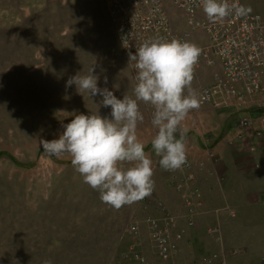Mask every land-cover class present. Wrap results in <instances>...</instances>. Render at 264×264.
<instances>
[{
	"label": "rangeland",
	"instance_id": "374dc122",
	"mask_svg": "<svg viewBox=\"0 0 264 264\" xmlns=\"http://www.w3.org/2000/svg\"><path fill=\"white\" fill-rule=\"evenodd\" d=\"M242 1L264 14V0ZM93 66L98 87L135 98L134 74L105 0H0V264H135L134 248H156L148 220H163L164 195L174 198L182 181L161 167L151 147L158 130L150 104L140 102L137 136L153 161L155 189L119 210L84 182L70 155L49 156L40 144L58 139L78 114L111 118L101 96L66 87ZM209 78L208 72L204 82ZM218 111L192 110L182 124L186 141L211 137Z\"/></svg>",
	"mask_w": 264,
	"mask_h": 264
},
{
	"label": "clouds",
	"instance_id": "9594fccd",
	"mask_svg": "<svg viewBox=\"0 0 264 264\" xmlns=\"http://www.w3.org/2000/svg\"><path fill=\"white\" fill-rule=\"evenodd\" d=\"M200 2L213 22L252 11L250 7L230 5L228 0ZM201 53L196 44L177 39L146 41L135 54L129 52V61L136 62L135 98L124 95L119 99L108 88L98 87L95 66L87 75L78 73L69 78L66 87L75 84L78 91L101 96L102 105L111 108V118L78 114L64 125L58 139L40 141L43 151L49 156L70 155L72 166L84 182L114 209L151 196L155 189L153 161L137 136L138 124L144 121L140 102L154 109L151 123L158 131L151 147L160 157L159 164L168 171L181 170L187 164V128L182 124L192 110L201 107L192 88Z\"/></svg>",
	"mask_w": 264,
	"mask_h": 264
},
{
	"label": "built area",
	"instance_id": "2783aa9c",
	"mask_svg": "<svg viewBox=\"0 0 264 264\" xmlns=\"http://www.w3.org/2000/svg\"><path fill=\"white\" fill-rule=\"evenodd\" d=\"M228 3L243 6L242 0ZM105 5L134 78L136 62L129 61L128 53L135 54L136 48L146 41L177 39L194 43L202 49L192 83L201 100L200 108H233L238 120L236 141H245L250 136L264 138V132L255 127L253 115L254 111L264 112L263 13L251 11L244 16L233 13L213 22L204 13L200 0H105ZM208 72L207 83L204 76ZM182 170L187 172V181L195 179L193 161L187 159ZM184 183H178V191ZM167 216L164 220H148L152 237L163 261L182 264L179 253L185 231L177 227L178 217ZM188 225L193 226L194 220ZM138 230V225H133L132 231ZM215 233H219V228L211 231ZM134 257L149 264L137 253Z\"/></svg>",
	"mask_w": 264,
	"mask_h": 264
},
{
	"label": "crops",
	"instance_id": "0c3cea01",
	"mask_svg": "<svg viewBox=\"0 0 264 264\" xmlns=\"http://www.w3.org/2000/svg\"><path fill=\"white\" fill-rule=\"evenodd\" d=\"M218 113L219 127L211 137L186 141L187 158L202 165L195 167L193 181H187L185 170L175 172L177 181L185 183L180 192L176 189L174 198L164 195L161 203L166 216L162 219L178 217L177 227L185 231L180 242L182 264H263L264 138L236 141L234 109ZM253 115L256 129L264 132V112ZM230 118L233 123L227 132ZM190 220L193 226L188 225ZM217 228L219 233L209 235ZM134 249L149 264H170L161 259L157 248ZM129 256L133 263L145 264Z\"/></svg>",
	"mask_w": 264,
	"mask_h": 264
},
{
	"label": "water",
	"instance_id": "95a60500",
	"mask_svg": "<svg viewBox=\"0 0 264 264\" xmlns=\"http://www.w3.org/2000/svg\"><path fill=\"white\" fill-rule=\"evenodd\" d=\"M232 123H233V118H230V120H229V122H228V124H227V126H226V131H227V132H229Z\"/></svg>",
	"mask_w": 264,
	"mask_h": 264
},
{
	"label": "trees",
	"instance_id": "16d2710c",
	"mask_svg": "<svg viewBox=\"0 0 264 264\" xmlns=\"http://www.w3.org/2000/svg\"><path fill=\"white\" fill-rule=\"evenodd\" d=\"M2 155V153H0V156ZM14 159V158H13ZM16 161V160H15ZM19 165L23 166L22 164H20L19 162H17Z\"/></svg>",
	"mask_w": 264,
	"mask_h": 264
}]
</instances>
